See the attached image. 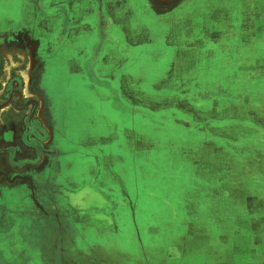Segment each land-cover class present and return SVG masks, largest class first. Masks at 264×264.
Segmentation results:
<instances>
[{"label":"rangeland","instance_id":"obj_1","mask_svg":"<svg viewBox=\"0 0 264 264\" xmlns=\"http://www.w3.org/2000/svg\"><path fill=\"white\" fill-rule=\"evenodd\" d=\"M4 258L264 264V0H0Z\"/></svg>","mask_w":264,"mask_h":264},{"label":"flooded vegetation","instance_id":"obj_2","mask_svg":"<svg viewBox=\"0 0 264 264\" xmlns=\"http://www.w3.org/2000/svg\"><path fill=\"white\" fill-rule=\"evenodd\" d=\"M46 12H48L49 14L50 13H52V12H54V9H47L46 10ZM100 14V13H99ZM99 17L101 18V22L99 23V25H100V29H98V31H99V33H98V43H97V45H96V49H95V52H94V55L92 56V58H95V57H97V55H98V53L101 51V50H103V43H104V41H105V30L108 28V32L110 33V28H109V26H108V24H107V21H103L102 20V16L101 15H99ZM65 24H64V28H65V26H66V21L64 22ZM103 26V27H102ZM64 30V29H63ZM62 30V32L60 33L61 35H63V31ZM109 37H111V35H109ZM121 51L122 52H125L126 54H129L130 55V53L132 52V51H130L129 49H125V48H121ZM129 55H127V56H129ZM91 61H92V59H91ZM91 61L89 62V64L91 63ZM135 63H137L138 65L140 64V62L137 60V61H134ZM132 63V62H131ZM135 65V64H134ZM112 93V92H111ZM112 94H116L115 92H113ZM39 221V219L37 220V222ZM41 222V224H42V227L45 225L44 223H45V220H44V218H41V220H40ZM47 226V225H46ZM45 226V227H46ZM38 229V228H37ZM37 229L36 230H34L33 228H31V231H30V234L32 235V234H36L38 231H37ZM30 235V236H31ZM37 236V235H36ZM34 237V236H33Z\"/></svg>","mask_w":264,"mask_h":264},{"label":"crops","instance_id":"obj_3","mask_svg":"<svg viewBox=\"0 0 264 264\" xmlns=\"http://www.w3.org/2000/svg\"><path fill=\"white\" fill-rule=\"evenodd\" d=\"M21 257V256H20ZM13 259V258H12ZM15 260H17V258H14ZM7 260V258L5 259L4 258V264H5V261ZM15 260H11L10 263H14ZM9 264V263H8ZM19 264H22V259H20V263Z\"/></svg>","mask_w":264,"mask_h":264},{"label":"bare ground","instance_id":"obj_4","mask_svg":"<svg viewBox=\"0 0 264 264\" xmlns=\"http://www.w3.org/2000/svg\"><path fill=\"white\" fill-rule=\"evenodd\" d=\"M80 7H82V6H80ZM80 7H79V8H80ZM77 8H78V7H77ZM83 8H84V7H83ZM84 11H85V10H84ZM79 12H80V11H79Z\"/></svg>","mask_w":264,"mask_h":264}]
</instances>
